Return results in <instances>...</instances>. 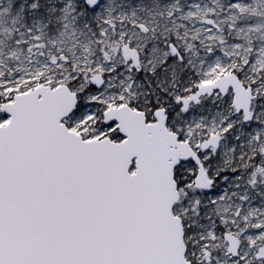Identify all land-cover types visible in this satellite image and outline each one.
<instances>
[{
  "label": "snow or ice",
  "instance_id": "6c2138e0",
  "mask_svg": "<svg viewBox=\"0 0 264 264\" xmlns=\"http://www.w3.org/2000/svg\"><path fill=\"white\" fill-rule=\"evenodd\" d=\"M0 264H264V0H0Z\"/></svg>",
  "mask_w": 264,
  "mask_h": 264
}]
</instances>
